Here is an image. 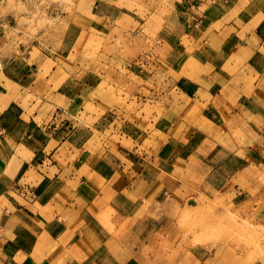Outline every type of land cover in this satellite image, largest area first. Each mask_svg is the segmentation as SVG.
Listing matches in <instances>:
<instances>
[{"label": "crops", "instance_id": "1", "mask_svg": "<svg viewBox=\"0 0 264 264\" xmlns=\"http://www.w3.org/2000/svg\"><path fill=\"white\" fill-rule=\"evenodd\" d=\"M174 7L192 15L185 36L194 64L165 67L176 85H189L178 89L191 100L181 115L167 110L170 124L165 109L156 127L127 124L110 146L97 148L87 130L70 131L81 95L69 91L71 81L49 79L68 66L53 65L44 78L45 66L37 65L33 81H0V264H167L163 242L136 243L135 218L142 232L150 226L159 234L167 226L150 224L168 202L238 200L258 184L254 194L264 191V176L246 174L247 150L237 155L219 140L232 124L264 117V0H180ZM1 68L19 72L14 61ZM220 248L181 246L170 264H211Z\"/></svg>", "mask_w": 264, "mask_h": 264}, {"label": "rangeland", "instance_id": "2", "mask_svg": "<svg viewBox=\"0 0 264 264\" xmlns=\"http://www.w3.org/2000/svg\"><path fill=\"white\" fill-rule=\"evenodd\" d=\"M179 1L0 0V81L8 82L13 76L33 81L37 65L45 66L44 78L53 65L68 66L65 74L57 72L49 79L55 84L72 82L69 91L81 95V104L73 107L76 120L70 131L87 130V139L97 148L110 146L112 135L124 134L127 124L156 127L165 109L170 124L173 115L167 110L171 107L181 115L180 106L189 109L191 100L186 91L179 92L189 91V85H176L165 67L174 64L188 70L194 64V46L185 36L192 15L174 7ZM9 61L18 64L19 72L9 75L1 68ZM259 78L253 75L252 83ZM236 79L251 83L250 78ZM128 100L135 103L128 105ZM240 125L232 124L231 136L219 140L231 145L237 155L239 147L247 150L246 158L240 154L247 160V176H264V117L250 116ZM259 186L238 200L168 202L160 222L150 224H165L167 232L155 234L150 226L142 232L143 223L135 218L136 243L163 242L167 264L175 260L176 252L181 253V246L213 244L221 248L213 250L211 264H264V191L254 194Z\"/></svg>", "mask_w": 264, "mask_h": 264}]
</instances>
